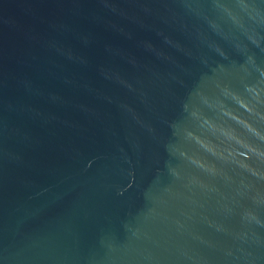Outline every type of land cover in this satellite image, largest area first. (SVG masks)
Instances as JSON below:
<instances>
[{
    "label": "water",
    "instance_id": "water-1",
    "mask_svg": "<svg viewBox=\"0 0 264 264\" xmlns=\"http://www.w3.org/2000/svg\"><path fill=\"white\" fill-rule=\"evenodd\" d=\"M0 264H264V0H0Z\"/></svg>",
    "mask_w": 264,
    "mask_h": 264
}]
</instances>
